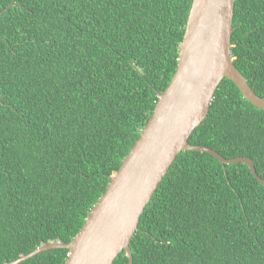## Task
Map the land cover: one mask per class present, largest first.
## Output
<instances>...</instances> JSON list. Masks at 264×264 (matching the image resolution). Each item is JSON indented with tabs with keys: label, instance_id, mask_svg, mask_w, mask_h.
I'll list each match as a JSON object with an SVG mask.
<instances>
[{
	"label": "trees",
	"instance_id": "16d2710c",
	"mask_svg": "<svg viewBox=\"0 0 264 264\" xmlns=\"http://www.w3.org/2000/svg\"><path fill=\"white\" fill-rule=\"evenodd\" d=\"M191 3L0 0V264L82 228L177 69ZM232 28L233 65L264 99V0H235ZM188 142L264 179V110L227 78ZM129 247L132 264H264V186L243 163L181 151Z\"/></svg>",
	"mask_w": 264,
	"mask_h": 264
},
{
	"label": "water",
	"instance_id": "95a60500",
	"mask_svg": "<svg viewBox=\"0 0 264 264\" xmlns=\"http://www.w3.org/2000/svg\"><path fill=\"white\" fill-rule=\"evenodd\" d=\"M235 0H192L181 42L178 65L159 94L153 114L139 138L111 176L105 192L69 243H48L7 264H19L43 251L68 250L65 264H112L125 251L132 264L130 240L140 216L181 151L205 152L221 164L243 163L264 186L249 158L226 159L215 150L191 145L188 138L207 117L220 82H234L243 97L264 110L233 65L231 35Z\"/></svg>",
	"mask_w": 264,
	"mask_h": 264
},
{
	"label": "clouds",
	"instance_id": "9594fccd",
	"mask_svg": "<svg viewBox=\"0 0 264 264\" xmlns=\"http://www.w3.org/2000/svg\"><path fill=\"white\" fill-rule=\"evenodd\" d=\"M114 174H115V173H114ZM114 174H113V175H114ZM113 175H112V176H113ZM263 180H264V179H263Z\"/></svg>",
	"mask_w": 264,
	"mask_h": 264
}]
</instances>
